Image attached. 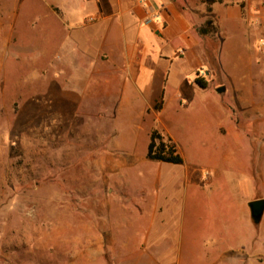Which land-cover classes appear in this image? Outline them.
<instances>
[{"label": "rangeland", "instance_id": "374dc122", "mask_svg": "<svg viewBox=\"0 0 264 264\" xmlns=\"http://www.w3.org/2000/svg\"><path fill=\"white\" fill-rule=\"evenodd\" d=\"M175 1L190 14L192 29L209 28V18L214 28L197 32L208 62L198 75L208 87L195 88L203 98L193 97L198 109L185 113L184 125H169L183 165L147 159L151 125L138 105L146 101L136 97L119 112L117 83H98L89 73L92 63L82 58L93 39L88 34L80 45L84 51L77 46L69 55L85 75L68 68L53 81L49 70L47 112V3L62 0H0V264H211L207 252L211 258L219 247L235 252L217 264H264V215L260 224L249 223L252 235H242L245 200L235 191L242 181L249 186L253 167V174L262 175V181L254 176L255 199H264V0H223L211 14L203 0ZM55 53L51 48L49 58ZM221 87L226 92L216 96ZM205 100L237 121L239 142L228 139L227 121L221 128L215 118L200 122ZM240 100L248 101L244 114L235 109ZM215 112L219 118L223 111ZM238 159L245 169H236ZM209 164L237 176L222 175L224 187L204 201ZM187 182L199 216L180 229ZM240 248L247 260L238 256Z\"/></svg>", "mask_w": 264, "mask_h": 264}, {"label": "crops", "instance_id": "0c3cea01", "mask_svg": "<svg viewBox=\"0 0 264 264\" xmlns=\"http://www.w3.org/2000/svg\"><path fill=\"white\" fill-rule=\"evenodd\" d=\"M47 7L49 8V17L52 18L50 22L51 31L49 33V30H47L45 33L43 51L42 74L45 82L44 104L45 109H48L47 112H49V70L53 76V81L61 78L68 68L70 71L73 68L79 70L80 74L85 75L84 70L77 68L78 65L75 58L70 62L69 55H73L71 51L77 46L84 51L80 48V45L82 38H88V34L93 39L89 41V46L85 49L86 51L82 58L86 57L92 63H90L92 69L89 73L93 74L94 79L98 83H117L116 88L121 89L119 92V112L122 113V108L131 102L133 103V99L136 97L144 98L146 102L142 104L141 101L138 105H143L139 108L142 116L149 115L148 122L151 125L149 128V140L151 132L158 130L165 138H171L176 143V139L170 134L169 125H184V118L185 120L188 118L185 113L189 109L190 111L198 109L199 102L197 103V99L193 101L194 95L197 94V98H203V94L195 88H198L201 92L207 89H202L195 83V79L199 73L202 74V70H205L208 62L206 51L198 42L197 30L192 29L190 14L181 9L175 0H150L147 3L141 0H62V3L48 2ZM85 7H89V12L85 13V10H82ZM218 11L220 12V9ZM88 17H97L98 20L96 23L88 25L86 23ZM2 25L3 22L0 21V26L2 27ZM71 47L73 49H70ZM51 48L56 53L49 58V50ZM33 49L36 48L34 47ZM58 50L63 52L65 56L63 60L60 59L58 61L61 58ZM66 56L70 64L65 60ZM103 68L107 71V76L103 73ZM35 74H39V70ZM82 80H88V78ZM146 82H149V84H144ZM226 89L225 87V91L221 93L216 91V96L223 95ZM161 99L163 100V107L160 111H156L154 106ZM202 102L207 114L205 117L203 115L200 116V122L211 123L213 121L214 123L218 119V122L215 121L216 125L222 127L227 121L229 125H225V127L227 126L226 128L228 129V139L233 138L234 141L239 142L240 134L235 126L237 121L234 120L233 122L228 111L218 103L213 104L206 100ZM247 103L248 101H246ZM238 104L240 106L235 107L236 112L246 113V109H243V105H246L245 101L240 100ZM172 105H174V108L172 112H169L168 109ZM262 106L264 107V102ZM217 107L223 111L220 112L219 118L215 112ZM208 116H213V119L209 121ZM145 124L147 122L142 125ZM222 135L226 137L224 134ZM226 155L225 159L231 158L230 152L229 156L228 153ZM221 162L223 165L226 163L225 160ZM251 162H253V159H251ZM159 163L160 165L164 164ZM234 165L236 169L242 170L246 168L245 162L239 159ZM206 167L210 169L211 177L206 184L207 189L204 201L216 189L224 187L221 182L222 175L224 177L226 175L227 177L230 175L237 176L229 172H222L221 174L218 166L214 167L209 164ZM250 170L252 171L253 167ZM251 171L249 172L250 178H248L250 180L249 186L246 181H242L240 184L238 183L235 190L245 200L243 205H241L243 207L240 218L242 220L245 219L247 231L244 228L242 235H249L251 231L249 223H254L249 208V203L256 200L254 176L259 181L262 176L260 172L256 175ZM182 187L184 189V198L182 199V211L178 217L179 222H181L180 229L184 228L185 225L183 224L186 221L191 224L199 216V205L197 210L193 206L195 199L192 198L193 195L191 196L194 190L192 183L187 182ZM245 189L247 191L246 195H248L246 198L244 196ZM228 203L227 207H230L231 202L229 201ZM225 212H228V210ZM159 213L161 214V211ZM255 232L254 242L259 238V232L257 231L256 234ZM242 241L240 243L244 246L245 242L242 243ZM216 244L218 245V243ZM231 248L232 246L229 249ZM241 250V248L240 250L237 249L238 256L247 260V256H243ZM178 251L182 256L183 250L179 249ZM234 252L233 250L230 253ZM213 253L214 255L217 253L219 255L211 261ZM230 253L229 251L225 252V248H213L211 258H209L210 252H207V258L211 264H217L221 261H227ZM256 258L257 261L262 262L263 255H259ZM179 263L181 264L180 261Z\"/></svg>", "mask_w": 264, "mask_h": 264}, {"label": "trees", "instance_id": "16d2710c", "mask_svg": "<svg viewBox=\"0 0 264 264\" xmlns=\"http://www.w3.org/2000/svg\"><path fill=\"white\" fill-rule=\"evenodd\" d=\"M203 2L207 5L208 13L211 14L213 12L211 6L215 3H222L223 0H203ZM212 23L213 20L209 18L205 23V26L209 28L200 27L197 28V32L200 35H207L214 32ZM195 83L202 89L208 87V82L201 77H197ZM162 107L163 100L161 99L155 104L154 109L160 111ZM146 157L151 161L173 165H183L185 161L176 143L171 138H165L158 130H153L150 134Z\"/></svg>", "mask_w": 264, "mask_h": 264}, {"label": "water", "instance_id": "95a60500", "mask_svg": "<svg viewBox=\"0 0 264 264\" xmlns=\"http://www.w3.org/2000/svg\"><path fill=\"white\" fill-rule=\"evenodd\" d=\"M225 87L218 89V92H224ZM249 208L251 212V218L255 224H260L264 215V199H258L251 201L249 203Z\"/></svg>", "mask_w": 264, "mask_h": 264}, {"label": "built area", "instance_id": "2783aa9c", "mask_svg": "<svg viewBox=\"0 0 264 264\" xmlns=\"http://www.w3.org/2000/svg\"><path fill=\"white\" fill-rule=\"evenodd\" d=\"M142 2H149L150 0H141ZM98 18L97 17H88L86 20L87 24H93L95 22H97ZM204 177L208 178L210 176V173L208 171H204Z\"/></svg>", "mask_w": 264, "mask_h": 264}]
</instances>
